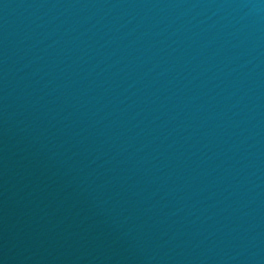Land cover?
Listing matches in <instances>:
<instances>
[{"label":"water","instance_id":"95a60500","mask_svg":"<svg viewBox=\"0 0 264 264\" xmlns=\"http://www.w3.org/2000/svg\"><path fill=\"white\" fill-rule=\"evenodd\" d=\"M0 264H264V0H0Z\"/></svg>","mask_w":264,"mask_h":264}]
</instances>
